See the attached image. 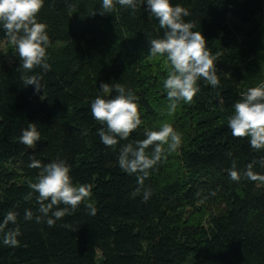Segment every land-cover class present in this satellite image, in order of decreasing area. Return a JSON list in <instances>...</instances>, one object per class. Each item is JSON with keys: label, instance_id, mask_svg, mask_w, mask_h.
Returning a JSON list of instances; mask_svg holds the SVG:
<instances>
[{"label": "trees", "instance_id": "trees-1", "mask_svg": "<svg viewBox=\"0 0 264 264\" xmlns=\"http://www.w3.org/2000/svg\"><path fill=\"white\" fill-rule=\"evenodd\" d=\"M172 3L204 36L220 83L199 80L193 101L171 112L163 87L170 66L148 53L163 30L140 0L135 10L114 0L104 15L101 0H44L37 18L50 38L47 70L22 69L0 30V220L15 211L8 228L20 231L17 245L0 243V264H264V182L243 175L254 161L264 174V150L233 137L227 123L240 93L264 81V0ZM25 75L40 78L42 92L26 87ZM101 82L131 90L142 120L115 148L101 143L90 112ZM30 123L40 132L33 148L19 142ZM164 123L181 143L171 152L164 145L141 186L118 166L119 149ZM32 159L64 160L74 184L91 185V196L52 226L29 187L41 171ZM233 166L239 181L228 176Z\"/></svg>", "mask_w": 264, "mask_h": 264}, {"label": "clouds", "instance_id": "clouds-1", "mask_svg": "<svg viewBox=\"0 0 264 264\" xmlns=\"http://www.w3.org/2000/svg\"><path fill=\"white\" fill-rule=\"evenodd\" d=\"M147 12L154 17L163 30V36L152 39L148 53L152 57L163 56L170 66L167 77L163 81L169 100V111H175L180 101L190 103L198 93L197 82L205 80L213 88L220 83L216 57L210 53L206 40L200 31H194L195 25L185 21L189 15L186 8L173 4L172 0H140ZM120 6L135 10L137 0H115ZM44 0H0V30L14 47L19 57L20 67L26 72L34 67L47 70L46 50L50 43L47 25L38 22V13ZM102 12H111L114 0H101ZM25 86H33L34 94L42 92L40 78L35 75L23 77ZM100 93L91 101L90 112L94 120L100 123L98 136L103 145L115 148L121 140H127L130 134L142 123L138 112L137 98L131 90L119 84L101 82ZM115 95L108 98V94ZM232 114L228 118V128L233 137L248 138L254 150H264V81L240 93V98L232 105ZM40 141V132L35 123H30L21 130L19 142L33 148ZM181 143L180 134L169 123H164L159 130H145L144 138L129 141L119 149L118 166L123 172L137 177V183L143 185L150 173L149 169L157 165L165 155L164 145L168 151H175ZM151 146V151H148ZM255 163V161L253 162ZM253 163L247 165L243 175L251 181L264 182V174L253 171ZM264 166V157L260 161ZM30 168L41 169L36 182L29 187L36 194L40 203L39 212L52 226L66 214L75 211L82 201L87 200L92 189L89 184H74L70 175L71 166L64 160H53L42 164L32 159ZM233 181H239L241 174L235 166L228 170ZM135 194V193H134ZM32 195V192L29 193ZM149 190L144 191V200L150 197ZM63 205V207H59ZM90 214L95 215L96 209L88 205ZM51 212V215L49 213ZM15 211H8L0 220V243L15 246L19 243V228H8L17 220ZM33 213L26 209L24 219L31 220ZM41 216H37L39 222Z\"/></svg>", "mask_w": 264, "mask_h": 264}]
</instances>
